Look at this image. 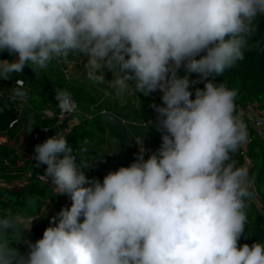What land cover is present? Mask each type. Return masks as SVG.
I'll use <instances>...</instances> for the list:
<instances>
[{"label":"clouds","instance_id":"obj_1","mask_svg":"<svg viewBox=\"0 0 264 264\" xmlns=\"http://www.w3.org/2000/svg\"><path fill=\"white\" fill-rule=\"evenodd\" d=\"M258 16L264 0H0V52L14 57L0 60V79L83 55L86 78L117 98L159 91L162 101L144 122L160 147L145 159L137 137L136 159L102 182L65 135L35 145L36 166L71 205L42 238L23 240L27 253L16 245L36 216L0 214V264H264V242L238 244L252 194L233 158L248 140L237 91L209 80L244 59ZM15 84L10 98L24 99V81ZM55 99L72 110L67 90Z\"/></svg>","mask_w":264,"mask_h":264},{"label":"trees","instance_id":"obj_2","mask_svg":"<svg viewBox=\"0 0 264 264\" xmlns=\"http://www.w3.org/2000/svg\"><path fill=\"white\" fill-rule=\"evenodd\" d=\"M14 57L8 52H0V60L11 61ZM37 78H28L21 73L13 74L8 80L0 79V136L8 133L13 124L18 120L16 100L11 99L12 89L16 86V80H23L27 87L25 97L28 105L37 112H57L58 103L55 99V89H65L71 93L78 104L82 106H94L97 104L95 96L85 87L70 81L60 63H53L46 70L36 71ZM183 74V69L180 70ZM192 79H197L192 74ZM214 84L224 83L229 89L237 91L236 106L255 103L264 110V16H258L256 20V31L249 41L248 49L244 53V59L238 61L235 66L226 69L221 75L209 77ZM201 88V83L194 88ZM81 123L74 133L65 135L69 146L76 155L77 163L84 159L81 152V143H93L102 139L107 134L106 124L102 121V114L88 117L78 113ZM55 118H42L37 121H29L25 125L26 131L41 132L44 128L55 124ZM68 123L65 124V127ZM252 143L249 148V156L252 161L250 175L253 178L261 198L262 210L258 209L248 200L246 209L248 221L245 225V233L241 236L238 244L251 245L254 242H264V136L254 127H248ZM15 153L9 143L0 144V182L9 184L26 179L24 185H0V214L8 211H18L30 205L35 197L45 198L50 186L43 183L39 176L45 173L46 165L36 166L37 162L32 158L28 161L26 169L22 173L11 168V159ZM234 159L239 165H243V158L239 151L234 154ZM85 161V159H84ZM87 177L100 180L95 174L84 170ZM102 182V180H100ZM49 226V221L39 222L33 231L31 241L42 238L44 230ZM21 253H27L26 244H17Z\"/></svg>","mask_w":264,"mask_h":264},{"label":"crops","instance_id":"obj_3","mask_svg":"<svg viewBox=\"0 0 264 264\" xmlns=\"http://www.w3.org/2000/svg\"><path fill=\"white\" fill-rule=\"evenodd\" d=\"M86 60L87 57L83 55H81V57L70 55L68 63H60L70 81L87 88L97 99L96 105L82 106L81 111L82 109H92L95 111L93 115L109 112L125 123L128 134V142H124L120 139L114 128L106 124L107 134L104 138L90 144L85 142L81 143V149H84L85 146H87L88 150L96 149V154L91 161H87L85 153L83 152L85 162L89 164L91 163L89 168L86 170L92 172L103 181L104 176L110 171H115L121 166L127 167L136 159V154L140 151V145L135 141L137 137H144V148L146 149L145 159L154 152L152 143L150 141L151 137L160 135L159 132L154 134L152 124H148L147 128L144 127V122L154 121V108L151 107V105L155 92L149 96H144L142 93H137L136 95L126 93L122 98H117L114 92L107 88V85L93 84L86 78L84 73L85 69L83 67ZM104 75L106 80L113 79V73L110 70L105 69ZM130 83L132 82L130 81ZM23 87L24 90L27 91V87ZM156 93L161 95V93L158 91ZM15 100V107L18 112V116L21 114V120H23L25 115L23 111L29 113L31 118H34L33 120L29 121H37L42 118H47V111L40 113L33 110L28 105L25 98H17ZM19 104L22 106L20 107ZM38 114L41 116L36 117ZM93 115L86 116L91 117ZM21 120L19 118L16 123L13 124L11 130L8 133L2 134L0 136V144L9 143L15 153V156L11 159V168L20 173L26 169L28 161L35 154V145L45 141L43 138L35 139L33 132L26 131L25 125L29 121H23L22 126H19ZM80 123L81 119L78 116H73L70 118L67 124V133L76 132ZM20 181L15 183H19ZM15 183L9 184L5 181H2L0 182V185L13 186ZM49 186L50 190L45 198H33L30 205L24 209L30 208L32 202L35 200H39L41 202L43 200L52 198L55 201L50 200L51 203L49 204V207L55 208L56 205H58V207L62 208V206L69 207L71 205V200L67 195H57L52 184ZM44 211L45 210L42 207L40 212L33 215L31 214L30 217L36 216V218L33 220L35 222L36 220H42L43 216L41 215ZM39 222L40 221L36 222L35 225L31 227V231L25 230V237L19 244H24L23 240L25 239H32L34 231L33 228H35Z\"/></svg>","mask_w":264,"mask_h":264},{"label":"built area","instance_id":"obj_4","mask_svg":"<svg viewBox=\"0 0 264 264\" xmlns=\"http://www.w3.org/2000/svg\"><path fill=\"white\" fill-rule=\"evenodd\" d=\"M204 87L203 82H201V88ZM159 92V91H158ZM71 107L72 110L64 111L59 106L57 107V112L53 111H47V118H55V124L44 128L41 132H34V138L39 139H48L56 134H63L66 135L68 132L67 126L65 127V124L68 123L69 119L73 116H76L78 113H81V106L78 104V102L71 97ZM238 114L241 115L242 119L244 120L247 132H248V140L245 144L241 146V148L238 150L240 155L243 158V166H246L248 169V181H249V191L251 192L250 201L260 210H262V204H261V198L258 193L257 187L255 185V182L253 178L250 175V169L252 166V161L249 156V148L250 144L252 143V139L249 135L248 127L249 125L254 127L259 133H261L264 136V110L261 109L257 104L255 103H248L246 105H239L238 106ZM39 179L47 184H51V180L49 179L46 181V178L43 175L39 176ZM27 183V180L24 178L19 183H15L14 185H24Z\"/></svg>","mask_w":264,"mask_h":264},{"label":"rangeland","instance_id":"obj_5","mask_svg":"<svg viewBox=\"0 0 264 264\" xmlns=\"http://www.w3.org/2000/svg\"><path fill=\"white\" fill-rule=\"evenodd\" d=\"M161 103H162V101H161V95L155 92V94L153 96L152 105L153 104L160 105ZM19 105H20V107L22 106L21 104H19ZM23 112L25 114L23 120H21V116H20L21 114H19V116H18V119L20 118V120H21L19 126H22L23 121H29V120H33L34 119V118H31L30 115H29V113H27L26 111H23ZM81 112L83 114H85V115H93L95 111L92 110V109L91 110L82 109ZM153 114H154V121H156L158 114L155 112V110H154V113ZM39 116H41V115L38 114L36 117H39ZM152 127H153L154 134H157L159 131H156L157 129H156V127H155L154 124H152ZM159 135L160 136L155 135L154 137H151V140H150L151 143H152V147L154 149V152L160 147V145L162 143L161 132H159ZM83 152L85 153V156L87 158V161H91L92 158L94 157V155L96 154V149L88 150L87 146H85ZM50 200L55 201L53 198L52 199H46V200H43L41 202L39 200H35V201L32 202V205H31L30 208H28V209H22V210H18V211H13L12 213L13 214H21V215H23L25 217H30L31 214L33 215V214H37L38 212H40L41 208L43 207L45 211L41 215V216H43L42 217V220H36V222H38V221H40V222L50 221L51 217L54 216V215H56V213H58L61 210V208L58 207V205H56L55 208L54 207L53 208L52 207H49V204L51 203ZM62 208H63V206H62ZM36 222L33 221L31 227H33ZM26 231H24L22 233V239L25 237Z\"/></svg>","mask_w":264,"mask_h":264},{"label":"water","instance_id":"obj_6","mask_svg":"<svg viewBox=\"0 0 264 264\" xmlns=\"http://www.w3.org/2000/svg\"><path fill=\"white\" fill-rule=\"evenodd\" d=\"M21 74L28 78H37L38 76L37 72H34L28 65H25ZM102 121L105 124L113 127L122 141L128 142L127 128L125 123L121 119L109 112H104L102 113Z\"/></svg>","mask_w":264,"mask_h":264}]
</instances>
